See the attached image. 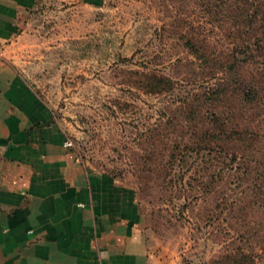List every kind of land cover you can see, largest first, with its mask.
I'll list each match as a JSON object with an SVG mask.
<instances>
[{
	"label": "rangeland",
	"instance_id": "rangeland-1",
	"mask_svg": "<svg viewBox=\"0 0 264 264\" xmlns=\"http://www.w3.org/2000/svg\"><path fill=\"white\" fill-rule=\"evenodd\" d=\"M203 20L190 0H38L0 57L81 163L135 193L162 264H222L234 255L264 264V202L245 204L253 192H241L235 173L153 168L190 131L181 110L207 77L181 36ZM233 23L209 26L222 52L232 47ZM145 73L173 79L176 89L147 91L138 82ZM152 150L153 171L144 174Z\"/></svg>",
	"mask_w": 264,
	"mask_h": 264
},
{
	"label": "crops",
	"instance_id": "crops-1",
	"mask_svg": "<svg viewBox=\"0 0 264 264\" xmlns=\"http://www.w3.org/2000/svg\"><path fill=\"white\" fill-rule=\"evenodd\" d=\"M38 0H0V56ZM0 57V264H162L135 193L86 168Z\"/></svg>",
	"mask_w": 264,
	"mask_h": 264
},
{
	"label": "trees",
	"instance_id": "trees-1",
	"mask_svg": "<svg viewBox=\"0 0 264 264\" xmlns=\"http://www.w3.org/2000/svg\"><path fill=\"white\" fill-rule=\"evenodd\" d=\"M190 4L204 20L190 23V34L181 38L206 70L207 80L184 101L187 111L181 110L190 131L171 146L169 159L153 168L159 174L174 166L178 170L193 167L202 172L201 178L233 172L244 181L241 192H253L245 204L255 199L264 202V0H190ZM230 19L239 28L232 35V47L222 52L209 26ZM208 79L215 81L208 83ZM138 82L157 94L173 92L177 85L154 73H145ZM147 154L142 161L144 174L153 171L151 163H155L151 160L154 150ZM236 257L226 256L222 264L227 260L239 264Z\"/></svg>",
	"mask_w": 264,
	"mask_h": 264
},
{
	"label": "built area",
	"instance_id": "built-area-1",
	"mask_svg": "<svg viewBox=\"0 0 264 264\" xmlns=\"http://www.w3.org/2000/svg\"><path fill=\"white\" fill-rule=\"evenodd\" d=\"M66 145H67V146H69V145H70V143L68 142V143H66Z\"/></svg>",
	"mask_w": 264,
	"mask_h": 264
}]
</instances>
